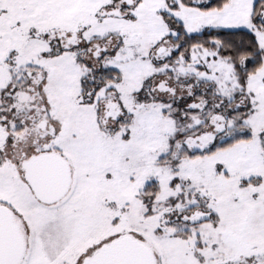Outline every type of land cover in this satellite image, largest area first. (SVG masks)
<instances>
[{
  "label": "snow or ice",
  "instance_id": "6c2138e0",
  "mask_svg": "<svg viewBox=\"0 0 264 264\" xmlns=\"http://www.w3.org/2000/svg\"><path fill=\"white\" fill-rule=\"evenodd\" d=\"M0 264H264V0H0Z\"/></svg>",
  "mask_w": 264,
  "mask_h": 264
}]
</instances>
